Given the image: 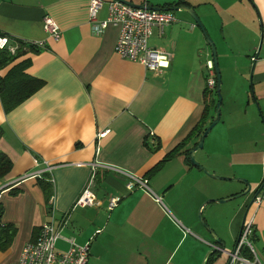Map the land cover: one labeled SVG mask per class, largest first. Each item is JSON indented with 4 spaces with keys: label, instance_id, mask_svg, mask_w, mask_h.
<instances>
[{
    "label": "crops",
    "instance_id": "crops-1",
    "mask_svg": "<svg viewBox=\"0 0 264 264\" xmlns=\"http://www.w3.org/2000/svg\"><path fill=\"white\" fill-rule=\"evenodd\" d=\"M127 1L152 6L187 3L213 42L217 65L239 71L240 77L252 67L253 100L264 102V0ZM87 3L0 0V33L11 40L41 44L38 51L22 52L1 68L0 76L27 59L25 72L42 81L10 111L4 113L0 104V152L11 161L0 178V221L16 229L9 246L0 251V264L16 261L22 246L34 239L48 218L37 178H20L43 170L44 163L50 170L41 177L51 183L54 218L68 213L60 234L76 244L89 242L87 264H225L227 259L209 258L210 254L203 260L214 244L204 225L225 243L226 237H237L245 222L254 230L257 249L251 246L264 264V196L250 206L241 199L234 216L223 205L206 203L200 208L202 225L197 218L201 203L229 197L237 192L235 186L188 166L182 155L163 162L155 174L145 175L190 133L203 112L204 64L211 58L200 29L185 11L175 10V21L161 33L153 29L148 39L149 46L170 54L168 66L146 71L113 52L115 26L91 32ZM44 15L59 29L55 40L42 29ZM105 17L103 3L96 20ZM213 110L209 109L211 115ZM220 120L219 115L220 125L210 129L194 158L212 174L227 177L247 179L249 167L258 165L251 177L257 186L264 175V158L254 161L248 154L258 152V139L263 143L259 118L228 114ZM198 138L190 136L185 147L191 149ZM205 155H219L221 162ZM118 170L145 180L146 187L127 189L128 178ZM88 183L96 204L71 209ZM12 189L17 192L11 194ZM114 197L118 200L109 209L108 201ZM59 240L62 248L57 249L64 250L67 244Z\"/></svg>",
    "mask_w": 264,
    "mask_h": 264
},
{
    "label": "built area",
    "instance_id": "built-area-1",
    "mask_svg": "<svg viewBox=\"0 0 264 264\" xmlns=\"http://www.w3.org/2000/svg\"><path fill=\"white\" fill-rule=\"evenodd\" d=\"M103 3L106 4V17L102 20H96V13ZM87 17L93 34L100 33L109 24L117 28L113 52L119 57L140 64L146 71H159L168 66L170 54L149 46L148 39L153 29L161 33L165 26L175 21L173 11L135 8L117 0H88ZM41 26L43 31L52 39L55 40L59 37V29L49 16L44 15L42 17ZM20 42L35 47L41 46L36 41ZM16 43L15 40H11L5 34L0 33V49H5L12 54L17 48ZM251 60H254V57H251ZM204 68L206 88L212 90L215 79L210 59L205 61ZM106 131H102L97 136H103ZM44 164L46 168L43 170L25 173L20 178L41 177L43 172H49L50 170V167L46 163ZM102 167L110 169L107 165ZM93 168L91 169L93 170ZM118 172L127 176L128 181L125 185L127 189H131L134 186L146 187L145 180H141L140 177L120 170ZM89 183L81 189L71 209L96 204L94 195L88 188ZM263 196L264 184L260 186L256 195L253 196L252 203L259 204ZM155 199L156 201L160 200L159 197H155ZM117 200L118 197L111 198L108 201V208L115 206ZM52 202L53 197L50 195L46 202L47 220L38 227L34 239L22 246L16 261L9 264H87L89 242L76 244L71 238H63L61 236L60 230L66 223L68 213L62 214L59 219H55L52 212ZM250 232V222L243 223L236 245L227 253L228 264H260L251 244L247 241ZM59 239L67 244L64 250H58L55 246ZM241 245L247 246L253 255V260L250 261L240 255L239 247Z\"/></svg>",
    "mask_w": 264,
    "mask_h": 264
},
{
    "label": "trees",
    "instance_id": "trees-1",
    "mask_svg": "<svg viewBox=\"0 0 264 264\" xmlns=\"http://www.w3.org/2000/svg\"><path fill=\"white\" fill-rule=\"evenodd\" d=\"M175 5H179L178 3H174ZM185 5H188L187 3H183ZM173 4L166 3L163 5H158L157 7L161 9H169ZM180 6V5H179ZM17 42V48L14 53L10 54L5 49H0V69L10 64L16 57L20 56L22 52H25L27 50H32L33 52L38 51L35 46H31L29 44H24L18 40ZM28 65L27 59H22L18 61L17 63L10 66L4 75L0 76V104L2 107L3 112H8L14 107H16L19 103H21L23 100L28 98L34 91H36L41 85L42 81L38 78L32 77L29 74L25 72V69ZM205 79V77H204ZM214 88L212 90H209L204 86L202 95L204 100V106H203V112L198 120V122L195 124V126L192 128L190 133L177 145H175L171 150H169L165 156L154 166H152L149 170L146 171L145 175H153L155 174L160 167L162 166L163 162L168 160L169 158L175 156V155H182V159L187 163L188 166H192L189 163L188 160V150L189 148H186L185 145L190 138V136H194L196 139L200 136V134L203 131V128L206 126L207 118L211 120L212 115L209 109H214V104L216 99H210L208 100V96L214 93ZM2 133V129L0 128V136ZM153 140V137H152ZM156 142V141H155ZM146 143V141H145ZM197 141L193 143L192 146H195ZM147 144V143H146ZM156 143H152L153 148L157 146ZM11 167V161L5 155L3 152H0V178L3 177L10 169ZM43 174V173H42ZM37 184L41 188V191L44 195L45 202H47L49 196L51 195V183L49 181H46L45 178L40 177L37 178ZM264 184V177L261 179L259 184L255 187L253 192H256L259 190L260 186ZM17 191L15 189L10 190L11 194H15ZM46 204V203H45ZM47 209V208H46ZM2 214V206L0 205V217ZM15 226L10 223H2L0 221V251L6 249L9 244L11 243L13 236L15 234ZM255 233L254 230L251 229L250 234L247 237V241L253 245L255 243ZM250 238V240H249ZM237 237L233 240V246L237 243ZM239 253L242 257L253 260V255L245 245H241L239 247ZM211 258L214 256V254H210Z\"/></svg>",
    "mask_w": 264,
    "mask_h": 264
},
{
    "label": "rangeland",
    "instance_id": "rangeland-1",
    "mask_svg": "<svg viewBox=\"0 0 264 264\" xmlns=\"http://www.w3.org/2000/svg\"><path fill=\"white\" fill-rule=\"evenodd\" d=\"M175 13H176V11H173V14H175ZM216 61H217V57H216ZM217 67H218L219 73H220V95H221V103H220V109H219L220 110V116H221L220 122L223 121L224 117H226L228 114H231L233 116H237L238 118H244V119L249 117L251 114L256 115L259 118V124L261 127L260 129L262 130V136H263L262 137L263 143L261 144L259 142V139H258L257 146H256V148L258 149V152L256 151L255 152L256 154L253 153V155H251L252 153H250V154H248V156L250 157V159H252L254 161H259L261 155L264 158V124H263V122H264V102L263 103L259 102V104H258L255 100H253V97H252L253 91H251V88H250V84H252V80L249 81L250 69H248V71H245L242 74V76L240 77V73L237 70H234V69L226 70L221 65H220V67H219V65H217ZM211 97L216 99L215 93L211 94ZM262 118H263V122H262ZM217 125H220V124L217 123ZM233 135H234V133H233ZM245 137H246V135H245ZM232 138H234V136H232ZM259 149L262 150L261 154H260ZM233 150H234L233 152H235V149H233ZM239 150L243 151L244 148H240ZM199 151H202V150H199ZM225 153L227 154V149H225ZM234 156H235V158H239L240 156H242V153L239 155L234 154ZM205 158L212 160V161H215L217 163L221 162V157L219 155H216L215 157L205 155ZM195 161L197 162L196 159H195ZM249 168L251 170V174L249 175V178L246 179L245 177H240V176H235V177L245 179V181L248 183V185L250 187V190L246 194H244L238 198H233L231 200H227L223 204H221V203L217 204V203L211 202L212 203L211 205H213L212 207H219L220 205H223L222 207L225 208L226 212L230 213L231 215L234 216L236 214L238 207H239L238 203L241 201V199L246 200L247 202L250 201V199L253 196V191L256 187V186L254 187V183H253L251 177L253 176L254 172L259 169V166L258 165L257 166H251ZM219 176H221V175H219ZM222 176H224V175H222ZM224 177H227V176H224ZM263 177H264V175H263ZM218 181H224V183H230L231 185L235 186V189L237 190L236 193L245 189V184H243L242 182L228 181V180H218ZM200 218L203 220V216L201 215V213H200ZM249 240H250V238H249ZM253 245H254V248L257 249V245L255 243H253ZM55 246H56V248H60V249L62 248V246L60 244V240H58V242L56 243ZM232 246H233L232 238L226 237L225 243L223 245V247L225 248L224 251L229 250V252H230L232 250ZM203 255H204V253H203ZM220 257L225 258V260L227 259L226 255L224 253H221ZM259 263L262 264V262H260V261H259ZM207 264H210V263H207Z\"/></svg>",
    "mask_w": 264,
    "mask_h": 264
},
{
    "label": "water",
    "instance_id": "water-1",
    "mask_svg": "<svg viewBox=\"0 0 264 264\" xmlns=\"http://www.w3.org/2000/svg\"><path fill=\"white\" fill-rule=\"evenodd\" d=\"M123 4H127L129 6H132V7H135V8H145V9H161L157 6H152L150 4H147V3H143V4H134V3H131L127 0H117ZM177 9H181L183 11H185L189 17L192 19L193 23L200 29L202 35L204 36L205 40H206V43L207 45L209 46V50H210V57H211V62H212V66H213V71H214V79H215V89H214V93H215V96H216V101H215V104H214V110H213V115H212V118L210 120V122L203 128V131L202 133L200 134L198 140H197V143L195 146H193L191 149L188 150V160H189V163L192 165V166H195V167H198L199 169H201V171H203L207 176L213 178V179H217V180H228V181H236V182H242L243 184H245V189L242 190L241 192L239 193H235L233 195H230L229 197H226V198H222V199H208L206 201H204L203 203H201L200 207L198 208V211H197V217H198V221L202 224H203V221L202 219L200 218V208L206 204V203H224L226 202L227 200H231L233 198H238L244 194H246L249 190H250V187L248 185V183L245 181V179L243 178H238V177H224V176H219V175H214V174H211L206 168H204L203 166H201L200 164H198L195 159H194V156H193V152L197 149H200L202 147V143H203V139L204 137L208 134V132L210 131V129L218 122L219 120V115H220V103H221V95H220V73H219V69L217 67V61H216V52H215V48H214V45H213V42L212 40L207 36L206 32H205V29L202 25V23L200 22L199 18L197 17V15L195 14L193 8L187 6V5H183V3L181 2V5L180 6H177L173 3V5L167 9V10H171V11H175ZM166 10V9H165ZM251 71H252V67L250 68V71H249V74H251ZM257 193L256 192H253V196H255ZM252 196V198H253ZM252 198L250 199V201L247 203L250 204L252 202ZM243 222V220H242ZM205 226V229L210 233L211 237L213 238V241H214V244H211L210 248L207 249V251L205 252V255L203 257V260L206 259L207 255L209 254H214V257L218 258L221 256V253H224L226 256H227V253L228 251H224V243L223 241H221L219 238H217L214 233L211 231V229L204 225ZM239 233H240V230L238 231L237 233V237L239 236ZM225 264H228V260Z\"/></svg>",
    "mask_w": 264,
    "mask_h": 264
},
{
    "label": "flooded vegetation",
    "instance_id": "flooded-vegetation-1",
    "mask_svg": "<svg viewBox=\"0 0 264 264\" xmlns=\"http://www.w3.org/2000/svg\"><path fill=\"white\" fill-rule=\"evenodd\" d=\"M258 191V190H257ZM248 203V202H247ZM247 205V204H246ZM249 206H250V204H249ZM248 207V206H247Z\"/></svg>",
    "mask_w": 264,
    "mask_h": 264
}]
</instances>
